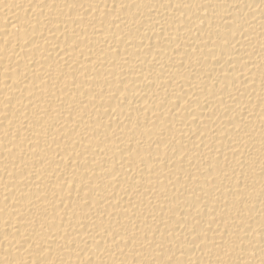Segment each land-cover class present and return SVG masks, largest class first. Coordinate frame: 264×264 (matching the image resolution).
I'll return each mask as SVG.
<instances>
[{"label": "bare ground", "instance_id": "1", "mask_svg": "<svg viewBox=\"0 0 264 264\" xmlns=\"http://www.w3.org/2000/svg\"><path fill=\"white\" fill-rule=\"evenodd\" d=\"M0 264H264V0H0Z\"/></svg>", "mask_w": 264, "mask_h": 264}]
</instances>
